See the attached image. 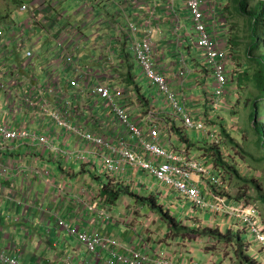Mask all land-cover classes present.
I'll return each mask as SVG.
<instances>
[{
    "label": "built area",
    "instance_id": "built-area-1",
    "mask_svg": "<svg viewBox=\"0 0 264 264\" xmlns=\"http://www.w3.org/2000/svg\"><path fill=\"white\" fill-rule=\"evenodd\" d=\"M184 3L195 35L193 47L201 54L202 63L213 80L207 97L213 110L215 103H223L229 85L231 52L208 29L205 14L209 12L208 3L211 2L184 0ZM18 9L27 12L28 16L22 22L13 20L11 26L17 31L0 28V206L2 200L7 199L13 207L26 209L33 193L32 183L26 189L24 183L16 187L11 179L24 178L28 172L37 182L48 175L45 165L38 166L39 156L34 154L35 151L48 150L55 159L75 158L81 165L90 163V155H93L95 159L100 157L99 166L107 176L121 177L128 168L136 174L142 172L178 199L188 202L191 208L208 213L209 224L212 225L216 217L231 221L248 243L264 248V226L255 208L244 203L230 204L229 199L215 198L207 192L210 187L220 186V176L212 175L214 165L211 160L190 157L184 145L174 149L168 125L157 119L159 113L154 109L143 114L142 124L132 120L121 100H135V90L116 85L111 51L108 56L99 58L101 65L107 64L111 72L104 74L100 68L84 66L76 54L85 45L81 41V29L77 30L69 23L59 25L61 14L48 19L51 13H45V10H53L54 5L22 4ZM128 24L133 36L137 29ZM36 30L41 31L37 38ZM152 37V30L147 29L141 39L131 41V51L141 77L156 88L182 127L217 143L218 136L206 128L204 121L194 119L171 91L168 79L156 63ZM42 52L46 60H43ZM180 67V76H185L183 61ZM69 74L71 78H68ZM78 96L89 103H76ZM97 106L109 112V126L106 127L99 114L94 112ZM59 131L66 133L63 142L57 140ZM110 132L115 137H111ZM72 138L77 141L73 150ZM20 147L25 148V154L34 156V166L30 169L23 167L24 155L17 153ZM59 189L63 192L64 184H60ZM103 215L107 221L111 219L109 212L104 211ZM58 226L71 231L70 225L62 219ZM77 239L96 257L118 245L113 238L94 232H78ZM110 254L117 264H206L187 258L151 259L136 248L121 254L112 250ZM0 264L25 263L0 249Z\"/></svg>",
    "mask_w": 264,
    "mask_h": 264
},
{
    "label": "crops",
    "instance_id": "crops-1",
    "mask_svg": "<svg viewBox=\"0 0 264 264\" xmlns=\"http://www.w3.org/2000/svg\"><path fill=\"white\" fill-rule=\"evenodd\" d=\"M51 1L53 0H44L38 5H48ZM223 1L230 2V0ZM56 3L57 9L55 7L53 10H45V13H51L48 18L50 20L55 19L61 12L58 11L59 3ZM84 3H87L89 7L81 10L85 15L82 25H87L93 34L100 35L98 42L92 48L90 47L89 51L96 55L93 57L96 69L100 68L104 74L111 72L107 64L101 65L102 61L99 60L102 56H108L111 51L115 61L113 72L118 71L121 73L119 76L125 78L130 67L133 83L130 84L126 80L128 86L131 87L134 84L138 86L137 79L140 78L141 70L131 51V41L133 38L141 39L143 32L151 29L156 63L168 79L170 89L177 100L184 105L194 119L202 118L203 113L207 114L213 111L207 103L213 80L209 70L202 63L201 54L193 47L195 35L184 0H84ZM92 16L94 17L89 20L86 19V17ZM18 18L17 15L14 20ZM213 18L211 23L209 20L207 21L208 29L210 25L213 26ZM128 23L137 29L133 36ZM58 24L61 25L62 22L59 21ZM215 39L218 40L216 37ZM218 41L230 51L227 40ZM42 55L43 60H46L44 52ZM81 57L83 58V55ZM182 61L185 63V76H180ZM68 78H71V74L68 75ZM119 87H123V85ZM138 89L139 96L148 102V108L129 107L127 103L130 99H122L121 104L128 109L132 120L142 124L143 114H146L144 112L154 109L158 113L160 103L163 101L156 88L143 79L139 83ZM201 92L205 93L206 97L201 95ZM198 93H200L199 97L196 96ZM135 98H137L136 92ZM222 102L225 103V94ZM76 103L83 105L89 101L78 96ZM101 108L100 106L95 107L94 112L99 114L100 121L105 123L107 127L111 124L109 112L103 111ZM164 108L165 111L159 112L163 117L160 116L157 119L170 118L175 126L179 127L180 122L172 116L167 105ZM163 121L168 125L171 141L175 136L180 142L182 134L175 132L176 129L171 127L174 131L172 133L171 123L167 122L166 119ZM92 128L96 129L95 126ZM98 132L101 133L102 130L98 128ZM109 135L115 137L112 132ZM76 142L75 138L71 139L72 150L75 148ZM179 142L175 141L174 143ZM180 145L183 144L179 143L173 147L177 149ZM24 152V147L17 150L18 154L24 155L23 167L30 169L34 166V156ZM34 154L39 156L38 166H46L48 175L37 182L28 172L24 178L11 179L16 187L17 184L24 183L26 189H29V185L32 183L33 193L26 204V209L22 206L13 207L7 199H3L0 206V249L10 253L12 257L18 258L25 264H108V262L117 264L110 254L112 250L121 254L129 248H136L151 259L169 257L179 260L187 258L199 263L209 264L212 262L217 264L218 255L211 256L210 252H198L194 248L196 238L189 240L190 242L187 244L181 242L185 240L184 233L178 236L171 235L168 225L151 210L147 202L138 198V196L140 198L154 197L157 204L164 206L165 211L169 210L167 212L174 216L180 226L186 229L195 226L190 221L194 211L187 210L188 207H191L190 204L188 202L180 203L175 194L169 195L168 189L154 182L155 180L150 176H146L142 172L136 174L128 168L123 176L111 178L99 166L100 157L95 159L93 155H90V163L81 165L75 158L69 160L55 159L48 150H37ZM199 159L211 160L201 157ZM67 161L68 164L66 165ZM47 180L49 183H46ZM60 184H64L63 192L59 189ZM128 187H130L131 192ZM122 188L128 189L129 192L122 195L120 193L124 191ZM117 191L120 193L118 199L114 200L108 197ZM228 202L230 204L244 203L246 206L255 208L253 204L244 200L230 198ZM133 203L134 205H132ZM175 204L178 208L174 212L170 208ZM197 210L202 212L203 216L208 214ZM262 210L257 211L259 216H262ZM104 211L110 213V220H106L103 215ZM60 219L70 225L71 231L58 226ZM216 219L218 222H226L223 218L216 217ZM226 225L232 229L233 233L238 234L240 232L233 227L231 221ZM78 232L107 235L113 238L118 245L96 257L79 243ZM239 236L240 239L244 240L243 233ZM256 260L258 261V259Z\"/></svg>",
    "mask_w": 264,
    "mask_h": 264
},
{
    "label": "rangeland",
    "instance_id": "rangeland-1",
    "mask_svg": "<svg viewBox=\"0 0 264 264\" xmlns=\"http://www.w3.org/2000/svg\"><path fill=\"white\" fill-rule=\"evenodd\" d=\"M53 1L56 4V9V2L59 3L58 11H61L60 14L62 16L60 17V21L62 24L69 23L75 26L77 30L81 29V41H84L85 45L83 50H78L76 54L78 56L83 55V58L81 57L82 64L91 68L95 67L96 63L93 61V57L96 55L89 51L98 42L100 35L93 34L87 25H82L85 15L81 10L83 8L84 10L85 8L88 9V4L84 3V0ZM209 1L211 3H208L210 9L205 14L206 22L209 20L211 23V19L214 17L213 26L210 25L209 29L218 40H227L231 51V59L229 61V70L231 73L229 86L225 93V103H215L212 112L210 111L207 114L203 113V117L199 118V120L204 121L208 130L218 136V142L210 141L194 131L185 129L180 124L179 127H176L170 118L165 117V119L171 123L170 129L173 127L179 134H182L180 136V142L177 137L173 136L172 144L174 147L181 143L185 146V151L190 157L212 159L214 163L212 174L221 175L220 186L219 188L210 187V191L207 189V192H210L211 196L215 198L223 197L224 199L244 200L247 203L253 204L257 211L263 209L260 218L264 226V146H262L264 144V138H259L254 131L253 122L250 117L252 102L257 97L263 98L261 99L263 105L261 119L264 127V91L260 93L253 81L259 68L256 63L257 57L261 55L260 58L264 60V27H260L257 31L258 44L256 48L249 51L253 35H250L246 18L237 15L235 13L236 8L234 9L233 4L229 1ZM42 2L43 0H0V28L17 31L11 24H13V15L18 6L22 4L35 5ZM187 13L189 15L188 11ZM17 15L19 16L20 22H22L27 18L28 13L20 12L18 9ZM93 17H86V19L89 20ZM40 35L41 31L36 30L35 38ZM114 72L113 77L117 81L116 85H123L125 88H128L129 84L126 79L119 77L120 72ZM142 79L140 75V78L137 79L138 84ZM133 89L136 92L137 98L134 101L128 100L127 105L129 107L133 106L136 109H139V107L148 108V102L139 96V91L136 88ZM199 94H196V96L199 97ZM201 95L205 96V93ZM136 104L138 105L137 107ZM164 107V102H161L158 113L165 111ZM160 116L163 117L162 114H159L157 117ZM171 131L174 133L172 129ZM65 138L66 133L59 131L57 140L63 142ZM175 141L179 143H174ZM210 150H216L219 153L218 160ZM128 189L130 191V187ZM123 190L120 192L122 195L129 192L127 189ZM167 193L169 195L172 194L169 190H167ZM178 201L180 203L183 202L181 199H178ZM163 203L166 204L165 202ZM162 207L164 208V206ZM177 208V204H175L170 209L175 212ZM189 209L194 211V215L190 218V221L195 226L188 228V231L192 230L191 232L195 234H189L190 232H187L185 234V240L181 242L189 244V240L196 238L197 241L194 243V248L198 252H210L211 256L218 255L219 260L216 262L217 264H244L241 261L243 256H248L258 264H264V248L254 243H248L245 238L242 242L238 241L240 238L237 237L236 232L233 237L229 236L226 241L219 240V236L227 237V232L233 233L231 231L232 229L226 225L228 222L223 221L222 223L216 220L211 225L209 224L210 215L205 214L203 216V213L197 209L188 207L187 210ZM197 211L198 213L196 214ZM202 222L204 223V227ZM208 229L216 231L217 235L213 238L211 237L212 234H203L210 231ZM234 231L237 230L234 229ZM222 232L225 233L223 234ZM238 234L240 235L242 232H238Z\"/></svg>",
    "mask_w": 264,
    "mask_h": 264
},
{
    "label": "trees",
    "instance_id": "trees-1",
    "mask_svg": "<svg viewBox=\"0 0 264 264\" xmlns=\"http://www.w3.org/2000/svg\"><path fill=\"white\" fill-rule=\"evenodd\" d=\"M230 2L233 4L234 9L236 8L235 13L239 16L245 17L247 20V24L249 26V32L250 35H253V39L251 40V44L249 46V51L254 50L258 44L257 38L258 34L257 31L260 27H264V0H230ZM20 6V5H19ZM261 55L257 57L256 63L258 65V70L256 76L253 78V81L255 83V86L257 89L262 93L264 91V60L260 58ZM125 79L129 81L130 84L133 83L132 81V75H131V68L127 70V74ZM133 88H136L138 91L137 84H134L131 86ZM263 96V95H262ZM263 98L257 97L253 102H252V111L250 113L251 120L253 122V129L259 135L260 137L264 138V127L262 123L261 116L263 114L262 112V100ZM175 132H177L175 130ZM264 146V144H262ZM218 160L219 158V153L216 152L215 150H210ZM128 190V189H127ZM128 193V192H127ZM108 194V193H107ZM120 196L119 191L116 193H113L111 195H108L111 199H118ZM141 201H145L148 203L150 206L151 210L154 211L156 214L159 215V217L168 225L169 231L173 235H181L182 233L186 234L187 232H190L189 234H195L192 233L191 231H188V229L182 227L179 225V223L176 221V219L171 216L167 211L163 209L161 205H157L154 197H144L140 198L138 197ZM210 230V229H208ZM194 232V231H193ZM205 235L212 234L211 237L214 238V236L217 235V232L214 230L207 231L206 233H203ZM227 237L226 236H219V240L226 241L228 240V237L231 236L233 237L235 233H230L227 232ZM237 237L240 238V236L237 234ZM238 241L242 242V239H238ZM237 241V242H238ZM236 242V243H237ZM242 263L244 264H258L256 263L255 260L250 259L248 256H243L241 258Z\"/></svg>",
    "mask_w": 264,
    "mask_h": 264
},
{
    "label": "clouds",
    "instance_id": "clouds-1",
    "mask_svg": "<svg viewBox=\"0 0 264 264\" xmlns=\"http://www.w3.org/2000/svg\"><path fill=\"white\" fill-rule=\"evenodd\" d=\"M43 2H44V0H43ZM38 4V3H37ZM31 5V4H30ZM48 5H54V8H55V6H56V4H54L52 1L51 2H49V4ZM21 6V5H20ZM20 6H18V8L20 7ZM18 8H17V10H18ZM17 10L15 11V13H14V15H13V18L15 19L16 18V14H17ZM13 19V20H14ZM18 20H20L19 18L17 19V20H14V21H18ZM83 50V49H82ZM47 52H48V50H46ZM80 57V60H81V63H82V59H81V56H79ZM186 75V74H185ZM151 85V84H150ZM138 86H139V84H138ZM152 86V85H151ZM149 111H151V109L149 110ZM157 112V111H156ZM130 113V112H129ZM131 115V114H130ZM211 161H212V159H211ZM212 163H213V161H212ZM213 165H214V163H213ZM213 172V171H212ZM218 176H220V175H218ZM217 176V177H218ZM221 177V176H220ZM254 258V257H253ZM255 259H257V258H255Z\"/></svg>",
    "mask_w": 264,
    "mask_h": 264
}]
</instances>
